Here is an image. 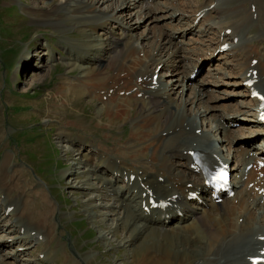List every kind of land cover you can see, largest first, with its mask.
Returning <instances> with one entry per match:
<instances>
[{"label":"rangeland","instance_id":"rangeland-1","mask_svg":"<svg viewBox=\"0 0 264 264\" xmlns=\"http://www.w3.org/2000/svg\"><path fill=\"white\" fill-rule=\"evenodd\" d=\"M56 1L57 0H0V170L3 169L4 162L7 163L9 158L10 170L5 169V174L12 178L15 176V179L17 178L15 181L16 184L19 183L18 180L21 182V187L19 189V192L21 193H17L16 190L13 192L20 194V196H24L23 198L26 196V199H29L27 196L31 195L32 199L30 200L37 203L36 207H40L38 208V216L42 215V217H45L46 213L42 212L44 211L43 207H45L46 210L48 209L47 214H49V226H46L45 231L47 230V235H50V240L48 239L49 242L45 243L43 240H38V243L41 246L38 250H43L45 252L43 256L44 264H47V262H49V264H53L54 262H56L55 264H132L131 261L133 264H139V256H145L146 254L152 253L150 250L161 251L158 250L160 248L167 254L166 260L169 261L170 264H178L186 260L188 257H194L196 251L202 249L200 247L201 241L192 240V242L185 239V233L181 230H177L181 232L179 234L177 231H172L169 234L167 230L173 229H160L158 233L153 234L154 236L150 235L147 238L145 235L140 242V239L143 236L140 231L143 229V226L141 229H136L134 231H131V226L134 222H138V224H135L134 227L139 224L141 225V222L143 221H135L132 219L131 216L135 213L133 208L130 209V214H127L129 219L126 218V215H123L122 207L119 206V203L116 200L117 188H120L121 181H113L110 177L109 171L106 170L103 172L102 168L94 166V160L102 157L103 154L100 153V149L89 150L88 144L90 143L94 144L97 141L98 143H96V145L102 144L110 146L114 149V151L116 147L123 146V148H126L125 151L130 155H133L134 153L131 152L129 148L136 149L139 145H141L139 140H134V135L129 138L130 131L136 128L134 123L139 121V116L137 114L138 111L136 110L140 108L141 104L139 102L134 103L133 109H126L122 118L115 119L112 124L107 125L106 123H109L108 118L101 116L102 102H100V98L97 99L96 94L94 95V99H92L91 96L89 97L92 93V89H89L91 92L88 93V89L86 88L89 84H85V87H83V85L75 86L76 88H84L82 89L84 90V93L77 96L75 101L72 100L75 104L71 100L63 101L61 94L65 91L64 87H67L65 86L66 83L73 84V82H77L74 81L73 78L80 79L79 77L83 75L87 67H90L91 71V68L94 69L96 66V62L91 61H83V65H79L80 60L75 57V52H82L83 50L81 47L87 45L88 41L91 40L90 43H95L99 47L98 49L103 48L101 53L105 56L108 52H111L109 45L112 44V42L109 44L110 39H115H109V37L112 36L121 38L123 37V33H127L120 32L122 30L120 27H124L118 25V23L114 21L115 19L111 20L110 17L104 14V12L106 13L108 10L111 12L114 11L118 18L123 21H127L128 23V19L131 18L130 21H132L133 28L129 31L136 36L135 38L132 37L122 39V41L130 42L133 40L132 42H136L138 40H136V38L139 36L138 42L141 43V47L143 46L146 48L143 49L142 47V49L145 50L144 52L147 54L151 48H153V31L156 32L160 28H168L170 26L174 28V31L178 34L174 37L177 40L180 39L179 30H183V28H187L191 25L192 29L187 30L185 32V36L181 39L183 41L178 42L177 44L182 45L183 47L191 46V42L195 38L197 39L195 42L197 45L199 43L200 36L204 47L207 50L204 54L208 55L215 45L213 38H215L216 24L221 22L220 20L223 18L228 22L231 21V18H227L219 11L213 12L211 10L209 15L201 21H198L197 23H194L193 21L190 22L192 16L191 10L195 8L198 0H178L175 4L170 3L173 7H177L179 8L178 10H180L179 17L177 18L176 16L173 21L164 17L172 16L173 12L165 15L163 13H166L169 9L165 11L164 7L159 11V7L157 5H153L158 9L156 14H163V18H159L158 15H156V17L153 15L151 18H141L139 17L140 13L138 14L137 12L138 15H136V13L134 14V9L131 10L133 13L128 11L131 13L128 14L126 6L127 8L132 6L130 3L131 0H128V4L122 3V5L125 4L124 8H122L123 6H119V2L121 0L99 1L97 3L98 6L95 8L96 10L101 8V13L97 16L86 18L76 16V19L72 18L70 20H74V23L70 21H61L58 24H51L46 20H32V17L29 15L31 17L30 18L25 12L27 7L29 9L31 6H37V9L42 10L52 6ZM159 1L160 0H158V2ZM202 1L205 3L208 2V0ZM249 2V0H236V3L239 4V8L241 9L242 7L241 10L244 11H248V5H250ZM132 4L133 6L134 4H137L138 10H141V6L138 3L132 2ZM113 5H116V8L111 10L114 8ZM200 7H202L201 4ZM8 9H12L10 15H8ZM13 14H15L16 17L21 16L23 18H16L17 22L12 21L14 19ZM136 16L139 17L138 20L140 21V25L138 23H134L137 21L136 18H138ZM104 18H106V22L103 20ZM107 18H109V22ZM98 20H101L98 22L99 24L94 22ZM208 21L216 22L214 24L215 27H208ZM93 22L97 24L95 25L96 27L94 26L91 28L94 29V31L89 29L87 25L88 23ZM144 22H146V25H144ZM168 22H171V24H168ZM244 22L245 24L248 23L247 18ZM105 24L106 27L102 28L101 26H104ZM135 25L137 26L135 27ZM152 25H155V27H152ZM171 31V29H161L158 32V35L160 32L170 33ZM244 34L246 36L244 40L247 39L246 43H249L248 45L253 44L259 53H264V25L258 23L252 24L250 29H248ZM142 35L144 36L142 37ZM158 35L154 38L156 39ZM93 36H97V38ZM44 37H48L54 45L55 50L53 51V55L56 56L54 58V65H50V60H48V58H41V56H45V54H43L44 52L40 53V51H44L46 49V47H43ZM170 38L171 44L174 47L175 44H173L174 42L172 41V37L170 36ZM116 41L119 40L116 39ZM151 44L152 46H150ZM43 48L45 49L43 50ZM86 48L88 47L86 46ZM252 48L253 46L250 50L255 53ZM92 49L93 48L84 49L85 51L82 53H91L93 52ZM184 49H186V47H184ZM28 50H30V52H25ZM36 50H39V52ZM37 52L40 54H37ZM184 53L186 55L183 61L185 63V67H188L191 59L196 58L198 71L193 77L188 79L191 81V84L188 83V88L184 89L183 95L186 94L184 97L182 95L178 96L177 93H170L169 98H171V100H175L176 102H174L175 104L173 103L174 106L171 105L173 106L172 110L170 105L167 107L168 110L173 112L172 119L175 118L180 120L174 116V113H177V117H180L182 110L187 115H192V110L194 109L199 108L203 111L207 107L210 108L209 105H205L204 108H202L201 104H194L199 101V99L204 102H210L207 103L211 104L213 107L210 108V111H221V108L223 110L224 107H229L226 111L230 109V112L234 113L236 117L241 115L244 108L243 104H248V99L245 98V94H241L243 90L239 89L242 85L239 84L238 80H240L243 72V69H240V67L242 62L247 59L244 55H242L243 51H241V48H237L233 52H229L230 55L225 53L213 55L214 57H212L213 59L211 60L212 63L210 62V67L207 64L208 60H206L208 58L205 59L203 55H195L190 53V50H184ZM260 59L257 58L256 62L257 64L259 63V66L262 65ZM216 60H218V62ZM11 61H14V66L11 71L8 72V66ZM18 62H21V64L15 66ZM34 63L42 64L38 65L35 72L37 74L42 73L43 75L35 77L36 79L31 78L30 76V74L32 76L36 75L33 72L35 68L29 69ZM227 64L230 66L226 69ZM107 65L108 61L106 62L104 59H101V62L98 64L99 68L105 69ZM215 65H217L218 69L214 68ZM33 66L36 67V65H32V67ZM248 67L249 69L251 67L249 63L246 65V70H248ZM160 70L162 71L164 69ZM208 70L210 74L208 73ZM86 71H89V69H86ZM190 71L191 70H189V72ZM28 72L30 74H27ZM109 72L111 73L110 70ZM166 77L167 75L164 76L167 80ZM61 79L62 83L60 84ZM207 79L213 81L208 82ZM186 82L188 81L186 80ZM192 84H194V86L190 89V85ZM89 86L91 87V85ZM196 96H198V99ZM105 99L106 98H102V100ZM250 100L252 101V99ZM167 101L170 102L168 98ZM46 107L48 109V113L44 111V108ZM38 110H42V112ZM206 112L208 113V111L205 110L204 114ZM129 114H131V116ZM219 114L222 115L225 120H229L228 116H233V114L229 112H221ZM202 116L203 113L197 116L199 121L204 119L199 126L202 127V131L203 128L209 130V123L205 122L206 118H202ZM170 120L171 119H169V121ZM181 120L184 127H187L188 122L184 121L185 119ZM61 127H64V129L68 131H62ZM194 127H197V125ZM36 131H39L40 134L38 135V133H36L37 138H34L33 142H22L24 141L26 134L29 135ZM68 132H75L79 135H88L86 144L79 148L80 151L70 149L75 148L76 146L71 147L72 145L69 141L71 136L67 135ZM17 137H19L17 140L18 145L15 143ZM260 137L261 135H257L256 139H259ZM157 140L159 141V139ZM114 142H118L117 145H114ZM143 144L146 145V143ZM144 147L143 155H137L135 156L136 158L133 157L126 160L129 162L139 161L140 163H145L144 161L141 162V160H145V157L146 160H148L149 153L153 146L146 145ZM160 148L162 151V145ZM23 149L26 151L29 150L33 155H36V157L42 155V157H39L42 158L40 159L42 161L41 163H38L36 166L35 163H32L34 165L36 175L29 167L30 161L27 155H23ZM158 154L161 156V152ZM150 157V161L153 162L157 170L158 159H156L157 153H155V150L152 151ZM116 158L117 157H114L115 161H119V159ZM148 165L150 166L152 163ZM47 167L48 171H46ZM17 169L20 170V175L18 172L15 174L14 171ZM70 171H72V173H70ZM108 177H110V179ZM24 186L29 190L25 191ZM111 187L112 189H110ZM37 188L41 190L32 191ZM17 196L18 195H15V197ZM132 197V195H129L125 202H129ZM3 201L0 202V205ZM19 202L20 204L16 209L18 212L19 210H22L21 206L24 204V202L23 204L21 201ZM5 203L6 202H4V205ZM124 204L125 203L122 202V206ZM126 206L128 205L125 204V207ZM132 206L134 208L138 206L136 199H133ZM132 206L130 205L128 207L130 208ZM203 208L208 209L209 205L205 204ZM215 211L216 210H212L213 214H215ZM202 214L206 213L204 212ZM254 214L255 221H264V217H262L259 212ZM14 216L15 215L12 214L11 218L14 219ZM16 217L18 218L19 216L16 215ZM77 219H80L83 222L80 227H77L75 225L77 223L75 222L70 223V221ZM175 219V217L171 219L170 226L178 228L179 226L175 225ZM5 221L9 222L8 216L5 217ZM30 226H32V228L29 231L36 234L33 231L36 227L31 221H29V227ZM85 228L91 229L90 233L93 234L91 237L86 238L84 235H81L82 230ZM145 231L146 230H144V233ZM68 232L75 233L74 241L69 239L70 236H67L66 234ZM198 232H192V235ZM11 233L12 232L7 231L0 232V236L11 237L12 235L5 236L6 234ZM147 233H149V231ZM186 233L189 234L188 232ZM132 235L138 236L130 242ZM39 237L41 236L38 234V238ZM43 237H45L44 234ZM192 238L196 239V236H192ZM45 240L48 241L47 237H45ZM166 242L172 246L168 247V244H165ZM6 243L8 242L3 240L0 241V248H3ZM133 243H135V245L132 249L133 251L130 261L128 247ZM65 244L69 248H65ZM190 245L200 246L198 249L195 246L190 247ZM187 246L190 248H187ZM153 247H155V249H153ZM236 247L237 246H234L233 249L223 253L222 256L225 254L224 257L226 259L234 260V251ZM38 250H36L32 256H37L36 253ZM134 250L137 251L139 256L134 252ZM5 252L7 251L3 250V256L0 257L2 262L8 261L7 258H4L6 257V254L4 255ZM239 252L240 251H238V253ZM8 256H11V254ZM169 258H172L173 260H170ZM3 259L5 260L3 261Z\"/></svg>","mask_w":264,"mask_h":264},{"label":"bare ground","instance_id":"bare-ground-1","mask_svg":"<svg viewBox=\"0 0 264 264\" xmlns=\"http://www.w3.org/2000/svg\"><path fill=\"white\" fill-rule=\"evenodd\" d=\"M99 1L103 2V0H57L52 6L47 7L45 9L39 10L37 9V6H31L29 7V9L27 7L25 9V12L28 15H30L32 19L46 20V21H49V23L57 24L61 21L69 22L72 18H74L77 15L81 17H85V16L89 17V16L96 15L97 12L94 6H98L97 3ZM122 1L119 4V6H122V3H124V1L123 2ZM210 1L212 0H209V2ZM239 1H242V0H239ZM249 1L250 3H253L254 5L253 11H254L256 18H252V11H250V8L248 9V11L241 10L242 7L240 9L238 3H235V2L228 3L230 2V0H227L225 3L217 2L212 7L214 10H220V12H222L223 14H226L228 10L230 11V13L232 14L231 17H229L231 18L230 19L231 21L229 22L225 21V19L223 18L220 20L221 22L217 23L216 27H219L222 23H226L224 25L222 24L223 26L221 27V30H224V28L226 27H231L232 34L231 32L228 34H223V36H227V37H224L220 42H223L226 38H228V36H230L231 38L232 35L237 33L239 35V38L237 39L236 43L232 46V48L234 47L243 48L244 47V50H243L244 55L246 53L247 54L253 53L250 50L252 46L244 44V40H242L241 32L239 33V30L237 28L239 29H241L242 27L249 28L252 25L251 24L252 22H254V24L259 23L261 25H264V0H249ZM132 2L138 3L141 6V10L139 13H142L145 15L147 14L151 15L152 13H154L155 10H158L156 7L152 5L151 6L148 5L145 0H131L130 1L132 5L130 7H134L138 9L137 8L138 5L134 4L133 6ZM200 2L202 1H199L198 5H196V7L192 9V11H195L196 9L197 11H201L202 9L200 7V4L202 7L205 4L208 5V3L203 4V2L202 3ZM123 6H125V4ZM113 7L114 8H112L111 10H114L116 8V5H113ZM128 11L131 12V10H128ZM130 12H128V14ZM172 12L174 11L172 10ZM172 12H168L166 14H171ZM107 15L110 17H114V11L111 12L108 10L106 12V16ZM244 16L250 22L244 24L243 26L242 21L244 19ZM158 17H163V14L158 15ZM130 19H128L129 23H127V21H124V23H127L126 25L127 28L133 27L132 21H130ZM104 21L106 22V19H104ZM70 22L74 23L75 21L73 20ZM134 23H137V21H135ZM95 25L97 24L88 23L89 28H92ZM136 26L137 25H135V27ZM170 28H171L170 26L168 28H160L159 31L161 29L170 30ZM191 28L192 27L189 26V29L183 30L181 34L185 33L187 30H190ZM170 33L160 32L159 35L158 33L154 34L153 35L154 37L156 35L158 36L156 39L153 38L154 39L153 48H151L148 54L144 52L142 56H139L137 54L138 51L144 49V48L142 49L143 46L141 47V43L138 42L137 38H136L137 40L136 42H132L133 40L128 42V41H122V39L132 38L133 36L130 34H124L123 37L121 38L110 36L109 39L110 38H115V39H110L109 41V44L112 42V44H110L109 46L113 50V52L108 53L109 55L105 57L106 62L108 61V65L106 69L96 67L94 69H91V71L85 70L82 78L73 79L74 81H77V82L75 83L73 82V84L66 83L65 86L67 87L66 88L64 87L65 91L64 93L61 94L62 96L61 98L63 99V101H67V100L75 101L77 96L84 93V90H82L84 88H76L75 86L83 85V87H85V84L91 85V87L87 85L86 88L88 89V93L92 91L91 95L88 94L89 97L91 96L92 99L95 98L94 97L95 94L97 95L96 96L97 99L101 97V94H106L107 100L106 99L102 100L100 98V102H102V111H101L102 115L101 116H104L108 118L109 120V123H106L107 125L112 124L115 121V119L122 118L124 116L126 109H129V110L133 109L134 103L139 102L141 104L140 108L136 110L138 111L137 114L139 116V119H138L139 121L134 123L136 125V128L130 131L129 133V138L130 136L134 135L135 137L134 140H139V143L141 144L136 149L129 148V150L134 153L133 155L128 154L125 151L126 148H123V146L116 147L115 151L110 146H105L100 143H99L100 145L98 146L93 143L89 144L88 146L90 147V149L91 148L94 149V145H95L97 148H100L103 154L102 157L94 160L95 167L101 165L102 166L101 168H103L104 170L109 169L110 172H112V170H118L119 171L118 175H120V178H123L124 172L122 170L124 169L125 165H127L128 166L127 169H130V171L127 173L136 172L135 176L136 177L138 176L139 180H142L143 184H146V186H142V187L137 186V189H136L138 191L137 195H134V193L132 194L133 199L136 198L137 200L138 207H135V208L131 207L134 209V212H135L134 214L132 213L133 216L131 217L135 221L137 218V220H142L143 222H141V225L139 224V225H136L135 227L134 225L138 224V222H134V224H132L131 226L132 227L131 231H134L136 229H141V227L143 226L141 234L142 232H144V230L146 231L143 234L141 241L145 235L148 238V236L153 235L154 233H158L160 229L167 230L165 227L166 225L163 222L159 212H157L153 216H149L142 211V208L140 205V199L143 198L145 200L144 204H147L146 191L148 189L151 190L152 195L154 196L155 200L157 198H165V196L169 195L170 192H175V191L182 193L183 196H185L188 193V191L194 190V189H198L199 191L204 192V189L201 185V180H200L199 175L198 174L194 175L191 169H189L188 167L187 153H183L182 150L179 149L181 146L182 147L186 146V148L200 147L199 143L191 144L190 142L193 138L197 136V134L193 132L194 130L192 131L186 130L181 125L180 118L183 115H187V114L182 110L180 117L176 116V118H179L180 120H177L175 118L172 119L173 118V112L171 111L172 109L168 110L167 107L168 105H174L175 101H172V100H169L170 102L167 101L168 89L164 87H160L161 89L156 88L158 90H155L154 88H150V83H151L150 73L151 71H153V67L155 66L157 62H160V60H162V67L165 68L166 70L169 69V64H167V61L169 62L177 61L178 66L182 64V60L184 57V55L181 54L182 49L180 46L178 47L176 42L173 40L172 31ZM170 36L172 37V41L174 42L173 44H175L176 47L175 46L173 47V45L171 44ZM116 39H118L119 41H116ZM220 42H218V44ZM43 44L44 46L46 45V49L45 50L43 49L44 51H40V53L44 52L43 54H45V57H48L49 60H52V51H54L53 45L48 44L47 39L44 40ZM84 49H91V48L90 47L86 48V46L82 47L83 51H85ZM102 49L103 48L101 49L93 48L92 49L93 52L87 53V54L76 53L75 57L80 60L79 65H83V61L88 62L89 60L93 62L94 61L99 62V60L103 58V56L100 54L101 52L100 50ZM153 49H155V53L158 57H154V54H152ZM252 49L254 52H256V49L254 47ZM36 51L39 52V50H36ZM38 52L37 54H40ZM253 56H254V53L249 57L247 61H243L242 66L244 67L245 71H246V65L248 63L250 64V58ZM42 57L43 56H41V58ZM155 60H156V63H155ZM256 62H257V59H256ZM256 62L253 65H251L250 68L252 67L257 68L256 69V79H257L258 86L259 84H261V86L264 87V62L260 60L262 64L261 66H259L258 65L259 63L257 64ZM53 63L54 61L52 60L51 64ZM151 63H154V64H151ZM31 68L33 69L36 67L35 66L32 67L31 65L30 69ZM109 70L111 71V73L109 72ZM183 71H184V68L180 72V70H178V67L176 65L171 64V68L169 69V73L167 74L168 75L176 74L175 79H174L176 81V84L180 83L179 84L180 87H183L184 81H186L184 77L185 75H187V73ZM163 74H166V73L164 72L159 73V76L157 77L156 81L161 79L160 76H162ZM39 75H43V74L41 73V74H37L34 76L38 77ZM243 75L244 76L242 77V79H245L246 73H244ZM35 77L34 79H36ZM138 77H139V81H138ZM168 79L172 81L170 77H168ZM61 83H62V79L60 80V84ZM89 89H92V90L89 91ZM120 89H123L122 94H119ZM109 90H110V93H108ZM126 90H129V91L125 93ZM137 91H141L140 97L135 96V93ZM180 95L181 94H179V96ZM185 95L182 94L183 97ZM143 96H147L148 97L147 100H144ZM73 103L75 104V102ZM204 112L205 110L201 111L199 108L192 110L193 118L195 119L197 116L201 115L202 113H203V116H202L203 118ZM205 114H207V112ZM129 115L131 116V114ZM169 119L171 120L169 121ZM61 129L62 131H68L64 129V127H61ZM163 130H166V132H165V135L160 136L161 142H160V139L158 141L157 139L153 138L154 135H159V132ZM67 135L71 136V138L69 139L71 145L76 146L75 148H70L71 150L78 149L80 146L83 147L86 142V139H88V135L86 134L85 136L84 134L79 135V134H76L75 132H71V133L68 132ZM159 142L162 145V150H164V154L161 156V162L157 163L158 164L157 170L154 164L150 165L151 166L150 167L147 163H140L139 161L129 162L126 160V159L129 160L130 158H133L137 155H143L144 148H145L144 147L145 145L143 143H146V145L152 144V143H155V145H160ZM117 143L118 142H114V145H117ZM205 144L209 146L210 141L206 140ZM246 150L247 149L243 146L239 147L238 145H235V147L234 146L232 147L231 158L234 160L232 166L235 171H237L241 165H243L244 163L250 160L251 157L245 158L243 156ZM257 152L262 153L261 148H259ZM114 157H117L120 163L116 162ZM156 159L158 158L156 157ZM8 163H9V158L7 160V163L4 162L3 169L0 170V189L3 190L5 197H7L3 199V200H6L5 205H8L9 203H11L14 205L13 206V209H14V207L17 205V201L20 200L22 204L24 202V204L22 205V210L16 214L19 217L16 218L17 220L15 221L16 222L15 225L17 226V228L20 226H23L24 230L31 229L32 226L27 227V225L29 224V221H31L33 225L36 227L37 232L39 233L40 231V233H42V236L44 234V236L47 237V240H48L49 238L46 233L47 230L45 231L46 226H49V222H48L49 214H47L48 209L46 210L45 207H43L44 211L42 212L46 213L45 217H42V215L38 216V208L40 207H36L37 203L35 201L32 202L30 200L32 198L26 199V196L25 198H23L24 196H20V194H16L13 192L14 190H16L17 193H21L19 192V189L21 187L20 185L21 182L20 180H18L19 183L16 184L15 181L17 180V178L15 179V176L14 178H12L5 174V169L10 170V168H8ZM133 165H136V168H134ZM137 168H141L142 170L138 173ZM147 169H149V172H147ZM14 172L15 174L18 172L20 175L19 169L15 170ZM168 172H170L171 174H168ZM70 173H72V171H70ZM149 173L164 175V177L168 180V183L166 184L167 188L159 187L155 185V183H152L148 177ZM128 178L129 177L127 176V179ZM113 179L115 180L116 177H113ZM253 179H254V172L252 170H249L246 175V178L244 179L241 178L236 182L234 195L230 198L225 197L220 204L216 203L215 206L217 207L215 208H218V209L215 211V214L210 213V210H206L205 211L206 214H202L204 213L202 212L199 215H192L190 222H188L185 225L186 228L183 229L182 232L185 233L186 237L184 236V238L187 240L191 241V239H194L192 238V236H196V239L194 240L201 241V246L200 245H190V247L195 246L196 248L199 249V246H200L202 249L197 250L196 253L194 254V257L192 258L188 257L186 260L178 264H228L230 261H232L231 263H234V264L238 262H241V264H247L248 260L247 258L243 257V255H246V256L252 255L254 251L259 247L258 245L262 243L260 240L256 238V235L264 234V221H257V220L255 221V214H254L257 211L260 213L262 217H264V201H260L259 195H257V193L252 189V187L248 186V181L253 180ZM185 180L191 181L192 185L190 187L185 186L184 184ZM259 180L260 179H258L257 182H259ZM123 187L124 189L119 192L118 197H117L120 201L126 199L127 196L130 194L129 192L127 196H124L123 191L127 193L128 189H126L127 187L125 186ZM110 189H112V187ZM37 190H41V189L37 188L36 190H32V191H37ZM11 192H13L15 195H18V196L15 197L16 199L10 201L8 200V198ZM142 192H144V196H141ZM174 202L178 203V199L176 198ZM124 203L127 204L128 206L131 205L130 202H124ZM125 204L123 205V208L124 209L126 208L125 210H129L130 208L128 206L125 207ZM181 209H183L184 211L181 217L182 220L188 219L189 215L194 212V209L187 205L186 206L183 205ZM126 218L129 219L127 215H126ZM155 223L160 224V226H163V228H158V227L155 228L154 226ZM177 230H181V228H174L173 230H167V231L170 234V232L177 231ZM148 231L149 233H147ZM195 231L197 232L199 231V232L192 235V232H195ZM177 232L178 234L181 233L179 231ZM186 232H188L189 234H187ZM18 237H21V235H19ZM165 244H168V243L166 242ZM169 246H172V245L168 244V247ZM234 246H237L234 251L235 258L232 257L234 258V260L226 259L224 257L225 254L222 256L223 253H226L229 250L233 249ZM190 247L187 246V248H190ZM2 249L3 248H0V252H3L4 249L3 250ZM153 249H155V247H153ZM158 250H161V251L150 250L152 253L146 254L145 256H140L138 259L139 264H170V262L166 260L167 254L163 252L161 248ZM238 251L240 252L238 253ZM246 251H250V252L246 254L247 253ZM5 254H6V257L4 258L6 259L8 256L7 252H5L4 255ZM12 255L13 253H11V256ZM5 259H3V261ZM169 259L173 260L172 258H169ZM197 260H198V263H197ZM5 262H8V261H5ZM5 262H2L0 260V264H8ZM257 264H264V263H257Z\"/></svg>","mask_w":264,"mask_h":264}]
</instances>
